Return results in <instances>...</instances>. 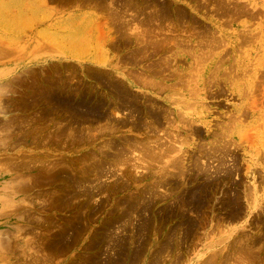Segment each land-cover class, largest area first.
Returning <instances> with one entry per match:
<instances>
[{
  "label": "rangeland",
  "instance_id": "rangeland-1",
  "mask_svg": "<svg viewBox=\"0 0 264 264\" xmlns=\"http://www.w3.org/2000/svg\"><path fill=\"white\" fill-rule=\"evenodd\" d=\"M0 264H264V0H0Z\"/></svg>",
  "mask_w": 264,
  "mask_h": 264
},
{
  "label": "crops",
  "instance_id": "crops-1",
  "mask_svg": "<svg viewBox=\"0 0 264 264\" xmlns=\"http://www.w3.org/2000/svg\"><path fill=\"white\" fill-rule=\"evenodd\" d=\"M72 58H70V57H56V56H54V57H47V58H40V59H38V62H43V63H45V62H50V61H68V60H71Z\"/></svg>",
  "mask_w": 264,
  "mask_h": 264
},
{
  "label": "bare ground",
  "instance_id": "bare-ground-1",
  "mask_svg": "<svg viewBox=\"0 0 264 264\" xmlns=\"http://www.w3.org/2000/svg\"><path fill=\"white\" fill-rule=\"evenodd\" d=\"M127 8V7H126ZM132 19V18H131ZM136 23V22H135ZM132 24V23H131ZM127 31V30H126ZM130 31H131V29H130ZM161 31V30H160ZM165 31V30H164ZM146 32V31H145ZM163 32V31H162ZM135 33V32H134ZM139 35V34H138ZM159 35H160V33H159ZM144 36V35H143ZM163 37V36H162ZM154 38V37H153ZM144 41V40H143ZM185 44V43H184ZM159 45H160V43H159ZM154 46H156V45H154ZM159 47H161V46H159ZM163 48V47H162ZM144 57V56H143ZM207 61V60H206ZM195 62H197V61H195ZM155 64V63H154ZM200 64V63H199ZM166 65V64H165ZM169 67V66H168ZM151 68V67H150ZM139 74H140V72H139ZM178 74V73H177ZM142 77V76H141ZM140 77V78H141ZM151 78V77H150ZM138 79V78H137ZM145 79V78H144ZM208 79V78H207ZM146 80V79H145ZM150 80V79H149ZM140 81V80H139ZM156 81V80H155ZM144 82V81H143ZM141 83V82H140ZM144 84V83H143ZM152 84V83H151ZM147 86V85H146ZM110 112H111V110H110ZM150 121V120H149ZM146 126V125H145ZM113 127V126H112ZM148 127V126H147ZM159 129V128H158ZM150 130V129H149ZM73 131V130H72ZM73 133V132H72ZM174 133V132H173ZM150 135V134H149ZM168 135V134H167ZM72 136V135H71ZM157 138V137H156ZM150 139V138H149ZM159 140V139H158ZM157 140V141H158ZM148 141V140H147ZM155 142H156V140H155ZM157 143V142H156ZM134 144V143H133ZM136 144V143H135ZM139 145V144H138ZM153 145V144H152ZM140 146H141V144H140ZM139 146V147H140ZM147 146V145H146ZM146 146H144L145 148H146ZM108 147V146H107ZM110 147V146H109ZM138 147V148H139ZM149 147V146H148ZM141 148V147H140ZM170 148H172V147H170ZM130 149V148H129ZM153 150V149H152ZM173 150V149H172ZM148 151V150H147ZM131 152H133L132 150H131ZM147 153H149V152H147ZM152 153V152H151ZM154 153V152H153ZM140 154H142V153H140ZM150 154V153H149ZM160 154V153H159ZM104 155V154H103ZM144 155V154H143ZM148 155V154H147ZM151 155V154H150ZM149 155V156H150ZM162 155V154H161ZM152 157V156H151ZM121 158V157H120ZM119 158V159H120ZM127 162V161H126ZM172 168H174V167H172ZM156 185V184H155ZM94 187V186H93ZM87 193V192H86Z\"/></svg>",
  "mask_w": 264,
  "mask_h": 264
}]
</instances>
